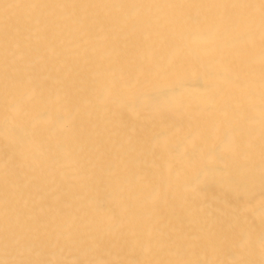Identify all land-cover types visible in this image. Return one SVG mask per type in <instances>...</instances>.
I'll list each match as a JSON object with an SVG mask.
<instances>
[{
    "label": "bare ground",
    "instance_id": "bare-ground-1",
    "mask_svg": "<svg viewBox=\"0 0 264 264\" xmlns=\"http://www.w3.org/2000/svg\"><path fill=\"white\" fill-rule=\"evenodd\" d=\"M0 264H264V0H0Z\"/></svg>",
    "mask_w": 264,
    "mask_h": 264
}]
</instances>
